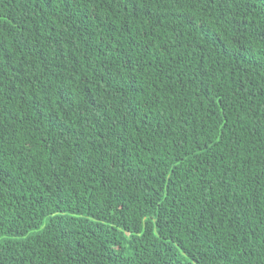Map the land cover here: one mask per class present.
<instances>
[{
  "label": "trees",
  "instance_id": "1",
  "mask_svg": "<svg viewBox=\"0 0 264 264\" xmlns=\"http://www.w3.org/2000/svg\"><path fill=\"white\" fill-rule=\"evenodd\" d=\"M0 264H264V0H0Z\"/></svg>",
  "mask_w": 264,
  "mask_h": 264
}]
</instances>
